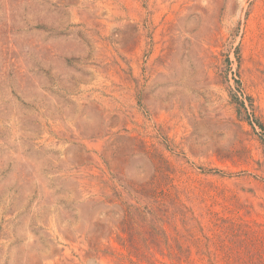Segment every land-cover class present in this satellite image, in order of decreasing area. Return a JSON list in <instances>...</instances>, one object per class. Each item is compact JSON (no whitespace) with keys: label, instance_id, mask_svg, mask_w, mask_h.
<instances>
[{"label":"rangeland","instance_id":"1","mask_svg":"<svg viewBox=\"0 0 264 264\" xmlns=\"http://www.w3.org/2000/svg\"><path fill=\"white\" fill-rule=\"evenodd\" d=\"M0 264H264V0H0Z\"/></svg>","mask_w":264,"mask_h":264},{"label":"trees","instance_id":"2","mask_svg":"<svg viewBox=\"0 0 264 264\" xmlns=\"http://www.w3.org/2000/svg\"><path fill=\"white\" fill-rule=\"evenodd\" d=\"M260 129H262V126L261 125H258ZM263 130V129H262Z\"/></svg>","mask_w":264,"mask_h":264}]
</instances>
